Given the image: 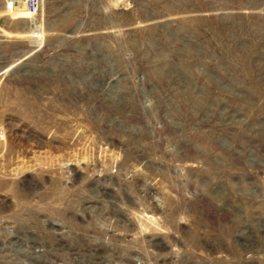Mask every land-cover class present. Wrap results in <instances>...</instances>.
<instances>
[{
    "label": "rangeland",
    "instance_id": "374dc122",
    "mask_svg": "<svg viewBox=\"0 0 264 264\" xmlns=\"http://www.w3.org/2000/svg\"><path fill=\"white\" fill-rule=\"evenodd\" d=\"M5 1L0 264H264V0Z\"/></svg>",
    "mask_w": 264,
    "mask_h": 264
},
{
    "label": "built area",
    "instance_id": "2783aa9c",
    "mask_svg": "<svg viewBox=\"0 0 264 264\" xmlns=\"http://www.w3.org/2000/svg\"><path fill=\"white\" fill-rule=\"evenodd\" d=\"M6 8L14 9L16 5H22L24 10H26L31 15H36L37 11L39 10V6L41 4V0H6ZM34 30L33 34L31 35V39L33 41L38 40L39 37V27L33 22Z\"/></svg>",
    "mask_w": 264,
    "mask_h": 264
},
{
    "label": "bare ground",
    "instance_id": "6f19581e",
    "mask_svg": "<svg viewBox=\"0 0 264 264\" xmlns=\"http://www.w3.org/2000/svg\"><path fill=\"white\" fill-rule=\"evenodd\" d=\"M18 9H19V7H18ZM21 12H18V14H20V15H27V16H31V14H29L26 10H24V8L22 7L21 8ZM18 11V10H17ZM40 30V29H39ZM39 32V31H38ZM42 35H41V33L39 32V39L38 40H35V41H40L41 40V37Z\"/></svg>",
    "mask_w": 264,
    "mask_h": 264
}]
</instances>
